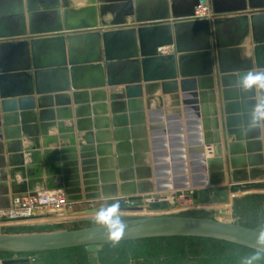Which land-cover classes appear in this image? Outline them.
Segmentation results:
<instances>
[{
	"label": "water",
	"instance_id": "water-1",
	"mask_svg": "<svg viewBox=\"0 0 264 264\" xmlns=\"http://www.w3.org/2000/svg\"><path fill=\"white\" fill-rule=\"evenodd\" d=\"M203 3L210 6L209 17L197 15ZM165 47L171 52L163 53ZM249 70H264V0H89L80 6L73 0H0V211L43 184L72 203L77 217L66 220L71 223L93 221L91 213L102 204L119 200L127 225L120 242L208 238L255 250L259 226L246 225L240 212L242 198L250 196L260 210L264 196V159L256 140L264 131H242L255 100L237 82ZM90 93L103 111L111 101L114 125L122 123L127 136L119 151L135 154L138 182L122 184L120 192L106 157L111 152L97 131L99 119L108 125L107 118L95 112L93 132L92 120H83L93 117L89 106L76 115L69 108L71 95L81 105L90 102ZM161 93L165 109L154 105ZM155 114L161 117L155 120ZM76 132H84L83 143ZM61 141L67 144L49 149ZM131 172L122 171V181H133ZM190 190L197 207L173 211L167 195ZM135 195L146 203H132ZM231 201L232 222L217 220V207ZM60 212L1 218L0 228L41 225L32 222ZM110 244L97 224L0 231V254L77 248L99 254Z\"/></svg>",
	"mask_w": 264,
	"mask_h": 264
},
{
	"label": "rangeland",
	"instance_id": "rangeland-1",
	"mask_svg": "<svg viewBox=\"0 0 264 264\" xmlns=\"http://www.w3.org/2000/svg\"><path fill=\"white\" fill-rule=\"evenodd\" d=\"M142 204L143 197H135L132 201ZM251 202V201H250ZM260 210L253 203H248L240 210L246 225L259 226V220L264 221V197L259 201ZM184 206L176 204L173 211H183ZM232 209V207H231ZM63 217V216H62ZM217 220L232 222V214H216ZM61 218V217H60ZM51 219L33 221L41 225L2 226L3 233H33L49 232L63 229H74L94 225L93 221L71 223L66 220L54 223ZM253 253L243 248L225 246L216 242L199 241L195 239H159L135 240L106 245L99 254L85 249H73L60 252L33 254H0V264L4 260H21L16 264H242L245 257ZM27 260V261H24ZM256 264H264V259Z\"/></svg>",
	"mask_w": 264,
	"mask_h": 264
},
{
	"label": "crops",
	"instance_id": "crops-1",
	"mask_svg": "<svg viewBox=\"0 0 264 264\" xmlns=\"http://www.w3.org/2000/svg\"><path fill=\"white\" fill-rule=\"evenodd\" d=\"M75 2H77L76 0H73ZM85 1V0H84ZM87 4V3H86ZM80 6V5H79ZM132 18L131 17H128L127 21L129 22H132ZM247 56H250L251 53L248 52V54H246ZM116 91H121V88H118L116 89ZM110 92V89L108 90L107 94H109ZM180 94H182V92L180 91ZM259 93H257L258 95ZM109 96V95H108ZM162 96L163 94H159L155 97V102H154V105L156 106L157 109H165L164 108V101L162 99ZM88 97L90 98V102L88 104H81V105H76L74 104V101H73V96L71 95V103L69 105V108L71 110V112H73L74 115H76V112L78 109L82 108V107H87V105L89 106V111H90V114L93 116V117H86V119H83V120H92L91 123H92V126H93V129L95 128V125H94V113L97 112V116H99L100 118H107L108 120V125L104 124L105 122H103V120H100L99 119V125L97 126L98 127V130L97 131H100L101 132V138H100V141L102 142V144H104L103 146H105V149L108 150L109 152H111V155L107 154L106 157L107 158H111L112 162H111V166L109 167V170H111V172L113 173V181L115 182L116 186H117V190L120 192V189H121V185L124 184V183H130V182H134V184H137V173H136V162H135V158H134V152H132L131 154H125L123 153L124 150L122 151H119V149H122L123 147H119L118 144H122L124 143L127 139H126V132H124V127H123V124L122 123H118V126H122V127H118L116 128L115 125H114V122H113V112H112V107H111V101H109V99H107V103L105 104L106 105V111L102 110L103 107L100 106V102L98 101H94V95L92 93H90V95H88ZM96 97V96H95ZM96 99V98H95ZM94 105H97V108H94L93 106ZM146 103H145V112H146V121H147V128L149 127V124H150V116L148 114V110L146 108ZM106 112V115H104V113ZM107 116V117H105ZM164 117H166V114L164 113L163 114ZM158 117H161V115H156L154 116L153 119L155 120H158L156 118ZM66 124L67 126H74L75 125V119L74 120H68L66 121ZM108 126V129L107 127ZM128 129V138H130V141H132V130H131V127L130 125L127 127ZM121 130L119 132V137L116 136V130ZM106 130L109 131V137L104 133V132H107ZM123 131V132H122ZM51 133H55L57 132V129L54 128V129H51L50 130ZM93 132H95V129L93 130ZM137 133V132H136ZM187 134V133H186ZM76 135H77V138H78V141L83 143L85 141L84 139V132H76ZM24 147H25V154H26V163L27 164H31V156L29 154V150H31V145H30V141H29V138L24 136ZM230 140H234V137H231ZM256 140H259L260 142V146H261V149H262V156H263V159H264V136L262 135L259 139H256ZM3 145L4 147L6 148V138L4 136L3 138ZM63 144H67L66 141L63 142L61 141L59 144L55 145H50L49 146V149H55V148H58L59 146L63 145ZM119 147V148H118ZM132 151H134V148H133V145H132ZM248 148L247 146L245 147V156H248ZM119 152H121V154H119ZM129 156L131 157L129 159ZM121 158V160H119ZM123 158H126V159H123ZM247 163V169L250 168L249 166V160L246 161ZM122 165V166H120ZM132 165V167H130ZM264 169V165L261 167ZM129 170H132V172L130 173L132 178H134L133 181H130V179L128 180H123L122 181V177H121V172H129ZM129 177V178H130ZM17 181L20 182L22 181V178L20 176V173L17 174ZM56 182H59L58 178L56 179ZM207 187L209 188L210 185H207ZM38 189H44L45 190V185L43 184H40V185H37V190ZM177 193V192H175ZM174 193V194H175ZM135 197H139L138 195H135ZM264 196H261L258 201H260ZM251 201V202H250ZM248 203H253L255 205V201L253 200V198H251L250 196H247V197H244L241 199L240 201V210L243 211V208L245 209V205L248 204ZM260 204V202H259ZM261 205V204H260ZM256 207V205H255ZM261 207V206H260ZM52 212H60V211H52ZM60 213H62L63 217L61 216L58 217V218H53L51 219L52 222H49L47 221L48 223H54V222H57V221H62V220H67L68 218H73V217H77V216H73V217H67L65 216V211H61Z\"/></svg>",
	"mask_w": 264,
	"mask_h": 264
},
{
	"label": "clouds",
	"instance_id": "clouds-1",
	"mask_svg": "<svg viewBox=\"0 0 264 264\" xmlns=\"http://www.w3.org/2000/svg\"><path fill=\"white\" fill-rule=\"evenodd\" d=\"M237 83L240 90L252 93L255 100L247 113V120L242 125V131L245 133L264 131V70H249L240 77ZM91 219L106 230L111 243L119 244L127 227L119 200L102 204L91 213ZM262 259H264V223L259 225L257 247L254 253L245 257L242 264H256Z\"/></svg>",
	"mask_w": 264,
	"mask_h": 264
},
{
	"label": "built area",
	"instance_id": "built-area-1",
	"mask_svg": "<svg viewBox=\"0 0 264 264\" xmlns=\"http://www.w3.org/2000/svg\"><path fill=\"white\" fill-rule=\"evenodd\" d=\"M197 15L209 17V4L203 3L197 10ZM174 197L175 200L172 202L174 207L176 204H180L184 206L183 211L197 207L195 202L197 195L195 191H178L175 193ZM144 203H146L145 200L142 204ZM52 211H72V203L67 200L65 194L61 191L38 189L34 194L15 198L12 201L11 208L2 211L0 219L30 217L34 212L41 213Z\"/></svg>",
	"mask_w": 264,
	"mask_h": 264
},
{
	"label": "bare ground",
	"instance_id": "bare-ground-1",
	"mask_svg": "<svg viewBox=\"0 0 264 264\" xmlns=\"http://www.w3.org/2000/svg\"><path fill=\"white\" fill-rule=\"evenodd\" d=\"M77 2V4L78 5H86V3L89 1V0H76ZM171 50H172V48L171 47H165V48H163L162 49V52L163 53H168V52H171ZM175 194H171V193H169L168 195H167V198H169V200L171 201V202H173L174 200H175ZM231 198H232V196H231ZM231 207H232V201H231V203L229 204V205H227V206H225V207H221V206H219V207H217V209H218V213H223V215H229V214H232V209H231ZM223 208H225V210H222ZM1 214H2V211H0V217H1ZM65 216H67V217H73V216H75L74 215V213L72 212V211H65ZM220 221V220H219ZM223 222H226V221H223ZM227 223H228V221H227Z\"/></svg>",
	"mask_w": 264,
	"mask_h": 264
},
{
	"label": "trees",
	"instance_id": "trees-1",
	"mask_svg": "<svg viewBox=\"0 0 264 264\" xmlns=\"http://www.w3.org/2000/svg\"><path fill=\"white\" fill-rule=\"evenodd\" d=\"M156 240H159V239H195V240H199V241H208V242H216V243H219V244H223L225 246H231V247H239V248H243L244 250H246L247 252H251V253H254L255 250H252V249H249V248H246V247H243V246H240V245H237V244H232V243H229V242H224V241H219V240H214V239H208V238H184V237H177V238H155ZM150 240H154V239H150ZM113 244V243H112ZM111 245V244H110ZM77 249H82L84 250V248H77ZM73 250V249H72Z\"/></svg>",
	"mask_w": 264,
	"mask_h": 264
}]
</instances>
